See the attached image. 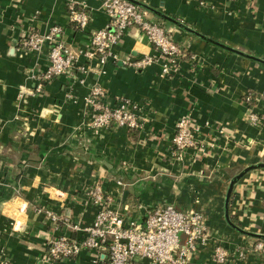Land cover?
Instances as JSON below:
<instances>
[{"label":"crops","instance_id":"0c3cea01","mask_svg":"<svg viewBox=\"0 0 264 264\" xmlns=\"http://www.w3.org/2000/svg\"><path fill=\"white\" fill-rule=\"evenodd\" d=\"M84 1L91 22L87 30L77 31L68 19L69 0H0V254L11 264H36L50 237L78 236L73 226L91 224L95 218L97 206L84 191L95 181L117 205H129L135 218L143 219L146 208L165 203L202 210L213 235L222 243L225 237L223 245L231 253L251 248L258 238L227 224L224 200L236 173L264 161V123L254 126L245 119L248 105L264 115V63L148 11L150 19L163 23L187 47L189 56L180 73L163 76L158 64L137 69L124 63L135 48L139 58L153 53L146 38L131 28L117 46L118 60L108 61L103 74L72 85L77 103L66 97L65 76L45 84L41 94L19 99L23 87L36 84L29 69L48 62L46 48L27 52L20 38L30 29L43 32L57 23L71 45H85L90 31L107 25L109 17L100 7L102 0ZM140 1L264 59V0ZM93 81L106 88L110 99L127 97L140 104L145 128L112 127L99 136L76 129ZM247 94L253 96L248 105ZM191 112L204 132L212 129L206 122L213 127L223 123L235 129L236 139L206 156L194 158L189 150L183 160L175 158L171 145L176 121ZM230 213L243 228L264 233V167L248 171L234 185ZM212 252L210 245L192 264H214ZM94 258L93 252L83 250L55 264H95ZM229 264H264V258L251 250Z\"/></svg>","mask_w":264,"mask_h":264},{"label":"built area","instance_id":"2783aa9c","mask_svg":"<svg viewBox=\"0 0 264 264\" xmlns=\"http://www.w3.org/2000/svg\"><path fill=\"white\" fill-rule=\"evenodd\" d=\"M67 6L68 19L73 28L77 31L87 30L91 22L88 4L84 0H69ZM100 7L107 13L109 21L104 27L90 31L85 45H71L64 27L57 23L46 31L30 29L22 35L19 41L21 49L41 53L46 48L48 62L44 68L35 66L29 69L36 84L33 88L23 87L19 99L41 94L45 84L56 77L65 76L69 81L66 97L77 103L72 85L77 81L84 84L91 74H103L108 61L118 60L117 46L124 41L131 28H136L146 38L153 53L135 60L127 56L123 59L124 63L137 69L158 64L163 76L181 72L182 63L189 56L187 47L177 41L163 23L150 19L146 9L129 0H102ZM245 101L247 105L250 104L253 96L247 94ZM83 102L86 110L80 124L75 127L79 131L84 129L99 136L112 127L136 131L145 128L146 118L140 104L127 97L110 99L99 81L88 84V93ZM245 119L254 126L264 123V115L249 105ZM205 126L212 129L204 132L192 112L177 119L171 145L175 158L183 160L189 150L193 151L194 158L206 156L213 149L227 146L236 139L235 129L226 124L217 123L213 127L206 122ZM84 191L97 206L93 222L83 226L74 225L73 229L79 233L76 237L66 234L50 237L46 250L36 264H55L83 250L94 253L95 264H137L141 260L148 261V264H192V258L210 245L214 264H229L237 258L243 259L251 250L264 258L262 239H257L250 245L251 248L231 253L213 235L202 210H185L173 203H165L146 208L145 217L139 219L135 218L129 205H117L115 197L105 191L99 181L85 185ZM46 212L53 220L57 219L51 211ZM0 264L11 262L0 254Z\"/></svg>","mask_w":264,"mask_h":264},{"label":"water","instance_id":"95a60500","mask_svg":"<svg viewBox=\"0 0 264 264\" xmlns=\"http://www.w3.org/2000/svg\"><path fill=\"white\" fill-rule=\"evenodd\" d=\"M131 1L132 3L146 9L147 11H152L153 13H155L157 16L161 17V19H165L169 22H171L172 24L176 25L177 27L185 30V31H189V32H192L196 35H198L199 37L203 38V39H206L216 45H219L225 49H228L230 51H233V52H236V53H239L243 56H246V57H249V58H252V59H255L261 63H264V59L261 58V57H258L250 52H247L245 50H241V49H237V48H234V47H231V46H228L226 44H223L215 39H212L208 36H206L205 34L197 31L196 29L190 27L189 25H187L183 20L181 19H178L172 15H169L167 13H164L160 10H157L156 8H154L153 6L147 4V3H144L143 1H140V0H129ZM137 56V48L134 49L133 51V57H131L132 60H135L139 57H136ZM257 167H264V161H260V162H257V163H252V164H249L247 166H245L241 171H239L238 173H236L232 179H230L229 181V184H228V187H227V191H226V194H225V200H224V218L227 222V224L235 229L236 231L240 232V233H243V234H247V235H250V236H253V237H257V238H264V233H257V232H253V231H250V230H247L245 228H243L240 224L236 223L235 221H233L232 217H231V213H230V199H231V195H232V191H233V188H234V185L237 183V181L242 177L244 176L248 171L254 169V168H257ZM223 243H225L223 241Z\"/></svg>","mask_w":264,"mask_h":264},{"label":"trees","instance_id":"16d2710c","mask_svg":"<svg viewBox=\"0 0 264 264\" xmlns=\"http://www.w3.org/2000/svg\"><path fill=\"white\" fill-rule=\"evenodd\" d=\"M89 9V8H88ZM87 9V11L90 13V11ZM131 131H135V130H131ZM233 221H235V217L231 216ZM258 239H262V238H258Z\"/></svg>","mask_w":264,"mask_h":264},{"label":"rangeland","instance_id":"374dc122","mask_svg":"<svg viewBox=\"0 0 264 264\" xmlns=\"http://www.w3.org/2000/svg\"><path fill=\"white\" fill-rule=\"evenodd\" d=\"M173 176H174V175H173ZM235 222H236V221H235ZM236 223H237V222H236ZM222 240H223V241L226 240L225 237H223Z\"/></svg>","mask_w":264,"mask_h":264}]
</instances>
